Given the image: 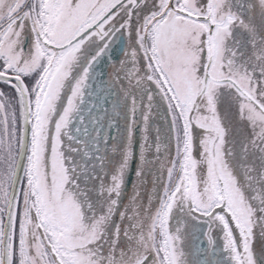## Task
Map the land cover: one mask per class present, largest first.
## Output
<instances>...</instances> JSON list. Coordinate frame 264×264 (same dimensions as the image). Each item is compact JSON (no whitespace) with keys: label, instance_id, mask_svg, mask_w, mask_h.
<instances>
[{"label":"rangeland","instance_id":"1","mask_svg":"<svg viewBox=\"0 0 264 264\" xmlns=\"http://www.w3.org/2000/svg\"><path fill=\"white\" fill-rule=\"evenodd\" d=\"M118 1L0 0V23L7 29L4 39L0 37V69L7 65V57L10 64L18 63L32 101L37 100L36 111L41 105L33 123L32 162L28 159L31 141L15 198L6 264H56L49 250H41L44 244L36 217L28 211L30 205L64 264H158L162 259H158L154 206L170 185L165 219L177 264H264V62L259 60L264 55V0H249L256 14L250 19L253 11L243 2L248 0L172 1L171 6L208 14L209 20L184 16L170 8V0H126L119 7V13L128 8L123 26L128 39L110 64L116 87L109 99L113 116L109 120L119 126L97 143L101 156L108 152L104 163L100 157L96 175L87 171L86 153L98 150L87 151L86 140L75 142L80 145L76 148L70 127L65 134L63 127L74 108H81L75 105L84 75L78 72L76 60L86 53L91 61L108 43L105 36L115 32L112 21L94 26ZM262 19L263 24L257 22ZM28 24L39 38L26 40L22 47V31ZM145 31L147 47L142 40ZM76 36L71 44L53 49ZM47 63L51 68L43 74ZM71 76L74 79L69 81ZM42 81L45 85L40 89ZM87 85L89 91L91 83ZM61 87L56 107L62 108L46 153L49 185L43 156L46 131L37 128L43 121L47 124ZM24 109L19 83L0 77V264L2 226L21 146ZM135 133L141 149L125 189ZM77 162L83 173H73L72 188H65L68 166ZM146 170L147 190L140 176ZM100 178L102 194L96 200L95 184ZM80 192L91 196L76 197ZM124 218L123 245L117 251L113 241L104 252L110 226L115 224L116 233ZM101 237L100 245L93 248Z\"/></svg>","mask_w":264,"mask_h":264},{"label":"flooded vegetation","instance_id":"2","mask_svg":"<svg viewBox=\"0 0 264 264\" xmlns=\"http://www.w3.org/2000/svg\"><path fill=\"white\" fill-rule=\"evenodd\" d=\"M125 1L126 0H120V1L116 2L110 9H108L98 19V21L96 22V25L94 26V27H98V24L101 21H103L105 19H108L107 20L108 22L112 21L111 26L115 27L114 28V30H115L114 34L113 33H109V34H107V36H105L106 38H109V41H108V43L104 42L105 43L104 47L100 51L98 56H96L94 59L89 61L90 55L89 54L87 55L86 53H84V54L81 55V57L78 59V61L76 60V63L78 65H80L78 72L79 71H83V75H84L83 76V82H82V90L80 92V96L78 98V101L76 102V105H75V106L80 105L81 108H79V109H77V108L75 109L74 108V111L68 115V117L66 119V122L64 124V127H63V133L65 134L67 132V128L70 127V131H72L74 136H75L74 143L75 142H79V141H81V142L83 141L84 142L86 140L85 142L88 144L87 151L91 150V148H93L92 149L93 151H97L98 150L94 154H91V153L87 154L88 152L86 153V157L88 156V159L86 160L87 163H88V166H86V168L88 169L87 170L88 173H91V174H96V173L98 174L99 173V170H98L99 167L98 166L100 165V162H102L100 157L103 156V163H104V161L106 159V156H107V152H108V150H106L104 152V154L101 156V153L99 152V148L101 146L98 148L97 143L98 144L101 143V141H102L101 138L103 136L108 138L109 135H107V134L109 133L110 127L113 126L112 127L113 129H115V128L117 129L118 126H119V124H118L119 122H117L116 121L117 119H116L115 120L116 124H115L113 118H110V120H109V117H113L109 106L106 108V110L104 109L106 111L104 113L102 111L99 114H93L92 112H90L91 111L90 107L86 104V101L89 99V96H90L89 91L87 89V87H88L87 84L89 82L92 83V80L94 79V77L92 79V74H93L94 67H95L98 59L100 58V56L103 53H106V52H108L110 50V48L115 43V41H117L119 38H121L123 40V42H124V47H125V45H127V39L128 38L125 35L123 26L125 25V17L128 16V8H126V6H125V8H123L121 10L122 12H120V13L118 12L119 7L123 3H126ZM172 1L173 0L169 1L170 8H172L174 10H177L178 12L182 13L184 16L191 17V18L194 17V18H202V19H205V20H209V15L208 14H201V15L200 14L199 15L198 14H193V13H191L189 11L178 9V7L175 6V5L171 6L172 5ZM30 2L32 3V0H30ZM135 2L136 3H140L141 0H135ZM132 5L135 6L134 3ZM142 11H143V9H142ZM249 11H250V9H249ZM248 18L250 19V18H252V16H249ZM19 23H20V21L14 23V24L17 25ZM210 24H212V23H210ZM28 27L24 28V30L22 31V37H23V40H24L22 42V47L25 46L26 40L31 39L33 41L34 37L35 38L38 37V32L33 31V29L31 28L30 24H28ZM0 28H1V30L3 28H5V26L3 25V22L0 23ZM6 30L7 29H5V30L3 29V31H1V34H0V37L2 35L1 39H4V35L6 33ZM85 33H86V31L84 32V34ZM146 37H147V32L145 31L144 34H143V39H142L143 40V45L145 47H147V42H148V40H146ZM74 41H75V39L72 40L71 42L68 41L63 46H60V47L54 45L56 47L53 46V49H55V50L61 49V48L65 47V46H67L68 44H71ZM22 49L25 51V48H22ZM86 51H89V50H86ZM3 53L5 54V52H3ZM3 53H1V54H3ZM5 56H6V54H5ZM7 58L9 60L6 61V63H5L7 65H3L2 66L3 70L6 71V72H9V73L18 74V75H20V77L22 79H24V77H26V76L24 74L20 73V71H21L20 67L21 66L18 63L17 64H10L11 62H9V61H11V60H10L9 57H7ZM3 61H5L4 56H3ZM114 61L115 60H113V58H111V60L109 61L108 65H107V70L105 72V81H104V84H103V88L108 87V88L113 89V94L115 93V87L116 86L114 87V84H113L114 80L111 77L112 73L110 71V67L114 64ZM209 61H210V59H209ZM48 64L49 63H47L45 65V67L42 69V72L45 70L43 72V74L44 73L48 74V72L46 70L49 67L51 68V65L49 66ZM110 64H111V66H110ZM154 66L156 67L155 63H154ZM207 68H208V65H207ZM31 70H33V69L32 68L28 69V71H31ZM107 73L109 74V79H108L109 81L107 80ZM54 74H55V71H54V73H50L51 76L54 75ZM41 77L42 76H40V75L37 77V79H36V82H37L36 83V87L38 86V82H40L39 78H41ZM73 79H74V76H71L69 81H72ZM11 80H13L14 82L18 83V81L16 79H11ZM29 81H31V80H29ZM64 84H65V82L62 85H64ZM44 85H45V81H42L41 85L39 86L40 89H41V87H44ZM69 86H70V84H69ZM62 88L63 87H61L59 89V91L57 92V94H56V96L54 98V103H53V106H52L51 112H50L51 116L49 118L46 117L47 118L46 120L48 121L47 124H44V121H43V126L41 128H37V131H40V130H43V129H44V132L46 131V133L44 135V144H43V149H44V153L43 154L44 155L43 156L45 157L46 174L48 176V183H50L49 185H51V179L49 178V167H48L49 165H47V163H48L47 162L48 154H46V153L48 152V149H49V143H50V140H51V132H52V129H53V125H54V123H56V119L59 116V113L61 112V108H62V106L56 107V105H58V102L61 100V89ZM28 93H29V96H30L31 92H28ZM31 97L33 99V96H31ZM36 106H37V100L35 101V107L33 109V113H35V111H36ZM40 107H41V105L37 107V111H36L37 115H38V111H39ZM136 124L139 126V132H140V121H138ZM105 128L107 129V132H105ZM113 132H114V130H113ZM112 134L113 133H111L110 136ZM75 144H76V148L80 147V145H78L77 143H75ZM140 145H141V141L139 139V146ZM139 146H138V153H139V150L141 149ZM145 151H146L147 154L151 153V150L145 149ZM80 155H81V152L77 151L76 152V156H80ZM146 162H147V159L145 157V161L143 163L146 164ZM75 164H77V166ZM94 165H96V166H94ZM68 167L71 170L67 169L69 171L68 172L69 173V182L65 185V188L67 187L69 189V188H72V186H70L71 185L70 181H72L73 173H75L76 171L78 172V174L79 173H83V172H82V167L80 166V164L78 162L77 163H73L72 165H70ZM22 174H23V170H22V173H21V178H22ZM148 174H149V170H146L144 173H140V176L142 177L141 180L143 181V184H145V186L143 188L146 189V190H147L148 185H149V176H148ZM89 184L86 183V185H89ZM81 187H85V186H81ZM171 187H172V185H170V187L168 189V192H166L164 196H161V198L158 199V206H157L155 217H154L155 226H156V233H157V242H156V244H157V250H158V253H159L158 259H162L158 264H166V263L177 264L175 259H174V255L172 253V250H171V240H170V237L168 235V230H166V219H165L167 214H168V210H167L168 207L167 206L169 205V202H171V200H170V195H171L170 192H172V188ZM102 188H103V185H102L101 178H100L95 184V193H94V195L96 197L95 198L96 200L102 194L101 193V189ZM70 193L72 194V193H75V192H70ZM62 194H64L63 191H62ZM79 196L82 197V198L88 199L87 197H90L91 193H89V192L88 193L80 192V193L77 194L76 197H79ZM27 203L29 204L28 201H27ZM93 205H95V203ZM28 211H30L31 214L34 215L33 217H36L33 220L35 222L37 221V224L39 225L38 228H37V233L39 234V237L41 238V242H43V244H44V245L41 246V250H43V248L45 247L47 250L50 251L51 257L55 261L56 264H64L60 260V257L57 254L56 249L53 246L54 243H52L50 240H48L45 237L44 232H43V228L41 227V224L38 222L39 220H38L37 213L35 212V210L33 209V207L31 205L28 206ZM125 223H126V219L124 218L121 221L120 225L118 226L119 227L118 231L120 230V232L117 231L116 233H115V224H112L110 226V231H109V234H108V243H106L104 245V247H103L104 252H106L105 250H107L110 247L109 244H111V242H113V241H117V244L115 246V249L117 251H118L119 245L120 246L123 245V238L121 237L120 234L122 233L121 231H122ZM29 226H30V224H29ZM204 226H205V222H204ZM9 230H10V228H9ZM8 234H9V232H8ZM104 234H105V232L103 233L102 237L104 236ZM102 237L99 238L97 241H95V243H92L93 248H97L100 245V242L102 241ZM118 242H120V243H118ZM59 243L61 244L60 241H59ZM98 243H99V245H98ZM204 245H206V241L205 240L203 241V246ZM61 246L64 247L65 245L61 244ZM115 253H117V252L115 251ZM214 253L215 252H212V255ZM101 254H103V253L101 252ZM203 256H204L205 259H207L205 255H203ZM257 258H259V260H260L259 262H262V259L260 257H257ZM198 262H199V260H198ZM213 262H216V261L213 260ZM225 264H228V262L225 261Z\"/></svg>","mask_w":264,"mask_h":264},{"label":"water","instance_id":"3","mask_svg":"<svg viewBox=\"0 0 264 264\" xmlns=\"http://www.w3.org/2000/svg\"><path fill=\"white\" fill-rule=\"evenodd\" d=\"M210 28H212V24H210ZM78 38L76 36L74 39ZM73 39V40H74ZM70 40L69 42H71ZM124 42L121 38H119L115 45L111 48L109 54H103L97 64H99L100 70L98 72V75L96 77L95 82L91 85V96L95 101V104L87 100L88 105H91V111L93 114H99L101 111L106 109L109 106V99H112L113 97V89L107 88L104 91L102 90L103 84L105 81V70L106 67L111 60V58L115 59L118 58L120 53L123 50ZM110 55V57H109ZM0 77L4 78H14L18 81L22 93H23V99L25 104L24 109V121H23V133H22V140H21V146L18 154V159L16 162V167L13 173L5 214H4V220H3V226H2V234H1V264H6V251H7V241H8V232L10 228L11 223V217L13 213L15 198L17 194L18 185L20 183L21 179V173L23 170L24 162H25V155L29 144V138H30V132H31V107H30V99H29V93L26 87L25 82L18 74H11L0 70ZM113 127V126H112ZM112 127L109 129L108 135L112 133ZM138 134L135 133L134 139H133V148H132V155L130 159V167L127 172V177L125 179L124 188H128V186L131 183L133 173L135 170V163L137 160V153H138Z\"/></svg>","mask_w":264,"mask_h":264},{"label":"bare ground","instance_id":"4","mask_svg":"<svg viewBox=\"0 0 264 264\" xmlns=\"http://www.w3.org/2000/svg\"><path fill=\"white\" fill-rule=\"evenodd\" d=\"M115 45V43L112 45V47ZM111 47V48H112ZM111 48H110V50H111ZM110 50L108 51V52H106V53H103V54H109V52H110ZM102 54V55H103ZM101 55V56H102ZM101 56H100V58H101ZM109 57H110V55H109ZM100 58L98 59V61H97V63L99 62V60H100ZM110 59H111V57H110ZM96 63V65H95V67H94V71H93V74H92V79H93V77H94V79L92 80V83H91V85L93 84V82H95V80H96V77H97V75H98V72H99V70H100V68H98L99 67V64H97ZM106 69H107V67H106ZM105 72H106V70H105ZM105 78V77H104ZM91 85L89 86V94H90V96H89V101L90 102H92L93 104H95V101H94V99L92 98V96H91ZM108 87H106V88H102V90L104 91L105 89H107ZM86 104L88 105V103H87V101H86ZM89 107H90V110H91V105H88ZM33 158V157H32ZM17 159H18V157H17ZM32 161V160H31ZM17 162V161H16ZM15 167H16V165H15ZM14 170H15V168H14ZM58 171H59V169H58ZM57 172V171H56ZM59 173V172H58ZM56 176V178L58 177V175L56 174L55 175ZM157 206H158V203H156V205L154 206V209H155V212H156V209H157Z\"/></svg>","mask_w":264,"mask_h":264},{"label":"trees","instance_id":"5","mask_svg":"<svg viewBox=\"0 0 264 264\" xmlns=\"http://www.w3.org/2000/svg\"><path fill=\"white\" fill-rule=\"evenodd\" d=\"M244 2V5H246L248 8L250 7L251 8V10L253 11V15H252V17H255V4L252 2H250L249 0H248V2L247 1H243ZM250 10V11H251ZM249 11V12H250ZM257 22H259V23H262L263 24V19H262V21H257ZM249 38H246V39H244L243 41H246V44H245V47L244 48H246V46H247V40H248ZM262 58V59H261ZM261 58H259V60H260V62L261 61H263L264 62V55H262V57ZM3 69V68H2ZM1 69V70H2Z\"/></svg>","mask_w":264,"mask_h":264}]
</instances>
